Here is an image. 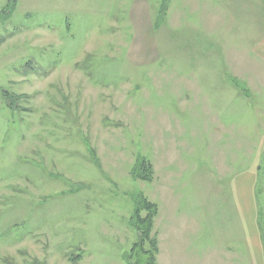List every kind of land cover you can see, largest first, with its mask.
<instances>
[{"label":"rangeland","instance_id":"obj_1","mask_svg":"<svg viewBox=\"0 0 264 264\" xmlns=\"http://www.w3.org/2000/svg\"><path fill=\"white\" fill-rule=\"evenodd\" d=\"M163 1L0 0V264H128L140 195L157 264H250L246 197L264 264L260 0Z\"/></svg>","mask_w":264,"mask_h":264},{"label":"trees","instance_id":"obj_2","mask_svg":"<svg viewBox=\"0 0 264 264\" xmlns=\"http://www.w3.org/2000/svg\"><path fill=\"white\" fill-rule=\"evenodd\" d=\"M164 4L167 2L163 1ZM15 7V0H8L3 10L5 13H11ZM166 9L163 5L161 8ZM161 23V20H159ZM0 95L3 102L7 107H12V103L8 100L12 96L7 90L0 89ZM92 149H90L91 151ZM138 163L131 171L134 176L141 177L143 179H150V165L143 157H138ZM135 205L134 215L132 216V226L137 233L135 240L131 243L128 251L124 253V258L128 264H157V240L151 236V230L153 227L154 217L157 213V206L155 202L150 201L144 195H140ZM149 243V245H148Z\"/></svg>","mask_w":264,"mask_h":264},{"label":"crops","instance_id":"obj_3","mask_svg":"<svg viewBox=\"0 0 264 264\" xmlns=\"http://www.w3.org/2000/svg\"><path fill=\"white\" fill-rule=\"evenodd\" d=\"M218 1L221 3V8L226 6L224 3L229 2V0H215V8H220L218 6ZM260 3L263 6V10H262V6L260 5ZM259 5L261 7V13H263V17H264V0H260ZM248 8L251 9V7H248ZM245 14H251V13H247V11H246ZM247 20H248L247 24L253 26L255 21L251 22V19L249 17H247ZM232 24L237 25L235 23V20L232 21ZM252 30H253V27H250L249 32ZM260 40L257 39V41H256V43H258L257 44V51H258L257 57L261 58L264 61V40L262 38ZM252 53H254V52L252 51ZM235 181H236V183H235V186L232 187L233 192L231 194H233L235 192V187H236V192H237L236 196L239 193H245V195H247V193L250 191V188L247 187L249 185L248 184V182H249L248 173L242 174L241 178L239 179V182H238V178H235ZM251 187H252V193L249 194L251 196L250 199L252 200V202L255 203V206H256V198H255V191H254L255 188H253L252 185H251ZM239 189H243V190L239 191ZM236 196H234V197L236 198ZM236 204L238 205V208H239L237 210V212L239 214V217H240L239 220L241 221V226H242V230H243L242 246H244V249L246 251V255H248V254L250 255V257H249L250 264H254V262H253L254 260H252L253 248H254V237H256V240H258L260 243V240H259L260 239V233L261 234L263 233L261 228L259 229V227H258V222H259L258 220L260 217V212L259 211L257 212V209H254L251 211L250 203L248 201V197H246L245 200H241V201H238L236 198ZM244 224H245V226H244ZM235 233L237 234L236 237H238L239 232L236 231ZM233 240H235V239H233ZM243 241H244V244H243ZM259 248H260V246H259ZM256 260H257V262L262 261L263 257L259 256V259H256ZM230 262H233V261L230 260Z\"/></svg>","mask_w":264,"mask_h":264}]
</instances>
